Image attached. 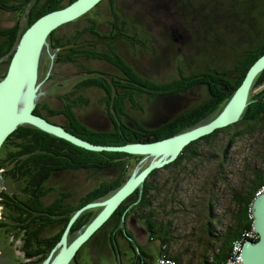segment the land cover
<instances>
[{
  "label": "rangeland",
  "instance_id": "obj_1",
  "mask_svg": "<svg viewBox=\"0 0 264 264\" xmlns=\"http://www.w3.org/2000/svg\"><path fill=\"white\" fill-rule=\"evenodd\" d=\"M18 1L21 0H14L11 4H16ZM66 4L67 2L64 3V5ZM108 6V1L104 0L86 15L57 29L55 38L61 39L63 44L66 45L65 43L67 40L77 36V31L87 28L90 22H96L99 32L104 33V24L110 20L109 15L106 13L108 12ZM115 10L118 15H121L119 16L121 19L124 18L127 21L129 26L127 33L131 35L140 34L141 40L147 45L146 51H141L138 47L133 49L126 46L127 44L125 45L126 49H124V45L120 44L121 47L120 45L117 46L118 49L116 52L122 56L125 63L136 74L155 84H164L177 78L178 67L182 68L187 74L205 69H214L220 72L232 71L237 65L238 60L246 52L257 48L260 43L262 44V42H264V0H156V2L152 0H117ZM150 10H153V12ZM147 11L149 13L145 14ZM155 11L158 13H154ZM22 13H19L21 15L17 16V14L13 12V14L10 15L12 21L5 22L6 24L4 23L2 27H7L11 24L13 25L16 21H20L23 18ZM170 27L173 30L169 29ZM170 31L174 32L173 36ZM83 39L84 38H81L76 44H83L84 42H81ZM93 49L97 50L99 53L103 51V48L99 45ZM68 50L69 49L66 51ZM49 64V54H47V50L44 47L40 55V69H43L41 73L39 69V77L41 75L39 78L40 81L44 79ZM88 71L110 72L109 74L117 73L116 70L107 68L104 62L100 61L78 59L75 63L64 65L56 63L55 59L50 71V77L49 79L46 78V83L42 85V91L44 92L49 86L54 84L57 78L66 79L77 74L88 73ZM95 76L98 75H81L77 78L59 83L67 89L63 93L61 87V91L54 92L52 90V87L56 89L58 84L50 87L46 91L45 96L52 97L40 98L37 105L39 114L43 113V115H46L45 112L42 111L44 107L50 111H63L70 105V102H68L69 98L74 103V105L70 106H72L77 119L89 130L111 131L112 124L110 122L116 121V118L112 115V109L110 110L109 105L107 106L109 102L106 99L105 93L102 92V89L99 87H74L73 89H75V91H71L72 87L76 84L77 87L82 81L96 78ZM100 79L108 82L105 77H100ZM98 81L100 82V80ZM260 89L261 87L257 88L253 93H257ZM63 94H66L67 99L65 96L62 97ZM207 97V89L198 87L176 96L171 95L151 101H148L146 95H140L136 98L137 107L130 106L128 102H125L124 108L128 117L138 120L145 128L153 129L165 121L170 120L175 115L191 110L204 102ZM108 114H110V116H108ZM49 115L50 118L46 116L47 119L54 124L67 125V121L62 115L58 113ZM121 120L127 126H132L128 118L122 117ZM233 130L234 129H231L230 131L218 134L210 145L207 143L202 144L201 142V148L206 155H210L208 156L207 162L211 163L200 166L199 169L195 170L197 171L196 173L195 171L193 172V176L186 175L183 177V183L179 185L178 191H182L181 196L183 199L189 201L192 199L188 203V215H172L168 217L172 219V225L176 227V234L178 237L175 244L171 246L170 251H182L187 248L190 253L189 255L192 256V253L194 254L192 258L188 256L185 257L188 260L191 258L190 262H192V264L201 263L199 255L204 253L205 247L207 248L208 246V242L207 246L204 244L205 239L203 243L198 242L200 236L204 237L202 224L209 220L208 217H205L206 205L209 202L207 200L212 196L218 199V204L214 207V212L216 214L219 215L224 213L226 216L225 218H227L230 213L229 210L231 209V205L226 196L227 190L223 186H219V191H212L213 193H207V189L205 188L204 194L198 193V187L201 186L203 180L208 179L209 176L212 178V174L217 171L216 160L214 157L211 158V156H218L220 154L222 147L227 144L226 134H232ZM16 142L17 140L7 142L2 149L1 157L5 158V153L8 151L7 148L14 149ZM263 145L264 129H257L251 136L245 135L233 144L230 149V154L234 153L232 155V164L234 168L230 169L233 174L228 176L230 185H236L237 181L235 175L237 170L239 171L241 165L247 158H250L253 154L260 151ZM15 152L17 153V151ZM150 161L151 160H148L143 164L144 167ZM128 162L130 163V168L132 167L134 169L139 163L132 159H129ZM184 167L187 170L190 169V165L188 164H185ZM3 170L4 169L0 172V192L7 193L11 197L19 198L22 195L19 190V188H22L21 183L16 180L14 176L5 175ZM64 173L65 174H63V172L58 173L55 177H51L49 183H47L49 187L47 188V193H50L51 187L56 188L60 193H63V195H69V198L65 201L66 205L76 206L101 183H110L115 180L122 173V170L121 168H113L101 172L82 170ZM172 173H174V171H172ZM169 175V171H161L155 176V179L164 183ZM196 177L200 178L199 181L195 180ZM263 191L264 185L257 191V195H260ZM57 193H55L54 196H57ZM18 198L17 200L21 201ZM134 201L135 196L132 195L123 205H130ZM185 203L187 202L185 201ZM99 211V208L89 209L80 216L88 212H94V214L97 215ZM18 212L19 211L16 210L15 205L12 203L6 204L5 207L2 206V204L0 205V223L5 225L0 229V264H36L35 262L37 260H26L23 254L22 235L21 229H19V226L23 223V217H21L22 215L18 214ZM158 213H160V211H158ZM160 217L162 218L164 216ZM164 219L166 220L167 218ZM116 221L117 219L108 221L106 225L97 231V233L80 248L75 258L77 259V264H88L89 261L91 264L100 263L103 253L97 251L95 241L99 237L101 240L103 234L109 231V229L111 230L113 226L117 224ZM222 222L226 223L224 220ZM62 226L63 223L59 222L56 225L47 227L42 233V237L46 239L56 236ZM198 228H200L201 232L198 231ZM218 229L219 228H217V230ZM251 230L254 231L253 228H251ZM70 238L71 237L68 235L69 242ZM140 238L143 246L149 244L146 236ZM252 238L258 240V236L255 232ZM102 242L106 243L107 241L102 240ZM150 243L153 244L154 248L157 246L160 247L157 241L155 244L154 242ZM240 244V242L234 243L233 252L239 251ZM58 250L59 248L54 255L57 254ZM92 250L94 251L93 255ZM89 256L93 260L89 259ZM167 264H174V261H172V263L171 261H167Z\"/></svg>",
  "mask_w": 264,
  "mask_h": 264
},
{
  "label": "trees",
  "instance_id": "obj_2",
  "mask_svg": "<svg viewBox=\"0 0 264 264\" xmlns=\"http://www.w3.org/2000/svg\"><path fill=\"white\" fill-rule=\"evenodd\" d=\"M3 1H0V10L9 8L10 12L12 10L16 11L15 6L9 5V0H5V3ZM73 1L75 0H45L41 6L32 7L29 13V23L34 22L49 12L63 8ZM65 2H67L66 5H64ZM54 37L55 33L53 32L49 39L50 49L52 50L63 44L59 38ZM77 39L78 35L67 40L65 44L76 43ZM7 50L9 49L7 48ZM80 54L79 49H71L60 53L56 62L62 64L75 63ZM263 54L264 42L260 43L257 48L246 52L238 60L237 65L232 71L220 72L214 69H205L187 74L182 68L178 67L177 78L164 84H155L141 78L118 56L114 55L112 58H106L105 56L97 57L96 54L88 53V58H100V60L108 62L125 74L123 78H120V84L118 86L114 85L115 87L100 78L87 79L77 86V88L99 87L106 90L105 95L109 102L107 106L109 105L112 109V115L116 118L114 128L108 132L89 130L77 119L72 106H70L74 105L72 103L63 111H50V114L58 113L62 115L68 122V126L64 128L67 132L94 145L122 146L131 143L161 141L182 133L200 123L207 122V119L212 114L220 111L240 85L247 70ZM88 74H92V72L88 71ZM198 87L207 89V99L191 110L177 115L160 127L153 129L145 128L138 120L128 117L125 113L124 103L128 102L130 106L137 107L136 98L140 95H146L148 101H151L166 96H176ZM259 87L261 89L254 94V90ZM34 113L39 114L38 106ZM122 117L128 118L132 126H127L121 120ZM231 129H234L233 133L226 134L227 144L222 147L220 154L218 156H211V158L214 157L216 160L217 171L212 174V178L209 176L198 187V193L203 194L206 189L207 193H213L212 191L215 190L219 191V186H223L227 190L226 196L231 205L228 217L225 218L224 213L218 215L214 212L218 199L212 196L207 200L209 202L206 205V209L203 208L206 211L205 217L209 219L202 224L204 237L200 236L198 238V242L200 243H203L205 239L204 244L206 246L208 242L204 253L199 255L201 258L200 264H227L230 257H233L234 243L240 242L242 245L245 241L243 239L244 233L250 232L252 228L251 203L257 191L264 185V145L260 151L244 161L239 171L237 170L235 175L236 185H230V181L228 180V176L233 174L230 169L234 168L232 164V155L234 153L230 154L233 144L245 135L251 136L257 129H264V71L255 78L248 105L237 124L217 130L213 134L191 143L181 152L175 162L165 166L161 170L152 172L144 184L135 191L134 203L130 207L123 204L120 205L110 220L117 219L120 223L124 214H132L138 221L144 224L148 237L159 242L161 253L158 256L160 258L164 257V260L174 261V264H192L190 260L194 254L192 253V256L189 255L190 253L187 248L182 251H170L171 246L175 244L178 237L176 227L172 225V219L168 217L172 215H188V203L192 199L190 201L183 199L181 196L182 191H178L179 185L183 183V177L186 175L193 176V172L199 169L200 166L211 163L207 162L210 155H206L201 148V142L202 144L207 143L210 145L218 134L230 131ZM15 140L17 142L14 149L8 147L5 158L1 157L2 149L6 143ZM19 157H23L21 163L14 165L20 159ZM142 158L141 156H131L123 153L86 151L29 126H20L14 131L0 149L1 170L6 168L7 163L13 164V167H18V170H23L25 174H29L32 170L36 173L42 169H46L45 174L41 175L42 181H46L50 174L54 172L82 170L101 172L113 168H121L122 170V173L115 180L110 183H101L95 190L85 196L77 206L55 203L46 207L40 199H36L35 203L33 202L31 208L28 209L27 215L22 214L23 223L19 226L22 235V251L26 260H37L35 263L41 264L59 242L65 226L73 213L88 203L110 197L131 175L134 168H130L129 159L139 162ZM185 164L190 165L189 170L185 169ZM161 171L170 172L169 177L164 183L155 179V176ZM10 175L15 176L13 173ZM37 177L40 178L39 176ZM199 179L198 177L195 178L197 181ZM68 198L69 195L64 194L58 200L66 201ZM5 199L4 192H1L0 205L2 204L4 207L6 206ZM59 209H61V222L63 226L56 236L44 239L42 233L47 227L52 226L56 220L48 219V217L39 218V216L43 211L51 213ZM95 216L94 212H88L80 216L71 227L69 233L71 237L70 241L75 239L78 232L83 231ZM160 216L164 217L161 218ZM164 218L167 219L165 220ZM223 220L226 223L222 222ZM4 226L0 223V229ZM217 228L219 229L217 230ZM198 229L201 232L200 228ZM253 241H257V239ZM109 246L116 247L113 239L109 240ZM186 256L191 258L188 260L185 258ZM71 264H77V259L73 260Z\"/></svg>",
  "mask_w": 264,
  "mask_h": 264
},
{
  "label": "water",
  "instance_id": "obj_3",
  "mask_svg": "<svg viewBox=\"0 0 264 264\" xmlns=\"http://www.w3.org/2000/svg\"><path fill=\"white\" fill-rule=\"evenodd\" d=\"M34 1L21 0L14 5L22 7L24 3V7L27 6L29 9ZM102 1L104 0H76L62 9L49 12L36 19L20 36L13 48L6 74L0 80V149L8 137L20 126H29L86 151L123 153L143 157L126 182L109 198L88 203L73 213L59 242L42 264H71L81 246L88 242L109 221L122 203L135 194V191L144 184L152 172L161 170L175 162L181 152L191 143L209 136L217 130L237 124L248 105L255 78L264 71L263 54L247 70L240 85L220 111L212 114L207 122L200 123L172 137L152 143H131L122 146H101L84 141L67 132L63 126L49 122L44 117L35 114L34 111L41 97H52L45 96L50 87L88 73L77 74L66 79L57 78L56 82L43 92L42 85L49 72L45 79L40 81V55L44 47L46 50L49 49L47 40L53 32L55 33L62 26L87 14ZM83 44L71 43L53 50H47L50 60L49 70L53 67L55 59L60 53L67 49H76ZM148 160L151 161L144 167L143 164ZM93 208H99V213L83 231L78 232L75 239L69 242L68 235L75 221L86 210ZM251 215L253 219L252 228L258 236V240L243 243L239 252V264H264V192L253 199ZM123 222L124 220H122ZM58 248L57 254L54 255ZM229 263L230 261L227 262V264Z\"/></svg>",
  "mask_w": 264,
  "mask_h": 264
},
{
  "label": "flooded vegetation",
  "instance_id": "obj_4",
  "mask_svg": "<svg viewBox=\"0 0 264 264\" xmlns=\"http://www.w3.org/2000/svg\"><path fill=\"white\" fill-rule=\"evenodd\" d=\"M0 1H3V0H0ZM12 1H14V0H9V5L15 6L16 11L12 10L10 12L9 8L8 9L6 8L4 10H0V80L6 74L8 65L10 63V60H11V57L13 54V48L15 47L16 43L18 42V40H19L20 36L23 34V32H25V30L33 23V22L29 23L30 22L29 21L30 10L32 9L33 6L34 7L39 6V5L41 6L45 0H35L32 3L31 8H29L30 10L28 9L27 6L24 7L25 1L23 3L22 7L20 5L11 4ZM107 1L109 3V6H108V12H106V13L109 15L110 20H108L104 24L105 32L104 33L99 32V30L97 29V23L96 22H90V25H88L87 28H84L83 30L77 31L76 35H78V39H77L76 43H78L81 38H84L81 42L86 43V44H83V46H80L77 48L81 52V54L78 56V59L95 60L97 62L98 61L104 62L105 66L107 68H111L112 70H116L117 73H113V74H109L110 72H104L103 73V72H95V71L92 72V74L98 75V76H95L96 78L106 77L108 80V83L111 86H114V85L118 86L120 84V78L121 77L123 78L125 74H123V72H120L114 66L110 65L108 62L100 60V58H96V59L88 58V53L96 54L97 57L105 56L106 58H112V56L115 55V56H118L119 58L123 59L122 56H120L119 53L116 52L118 49L117 46H119L120 44L124 45L123 46L124 49H126L125 45L127 44L126 46H129L130 48H133V49H136L138 47L139 49H141V51L142 50L146 51L147 45L144 41L141 40L140 34L131 35V34L127 33V29L129 27L127 21L124 18L121 19L119 17L121 15H118L116 10H115L117 0H107ZM133 1H135V0H133ZM152 1L156 2V0H152ZM3 2L5 3L6 1L4 0ZM153 10L152 11L150 10V11L153 12ZM13 12L16 13L17 16L18 15L20 16L21 14H19V13L23 12L22 13L23 19H21L18 22L16 21L13 25L11 24L7 27H2L5 22L12 21L10 15H12ZM147 13H149V12L147 11L145 14H147ZM154 13H158V12L155 11ZM92 26H93V28H92ZM169 29H172V28L170 27ZM170 32H172V36H173L174 32L173 31H170ZM102 38L104 40H101ZM49 39H50V37H49ZM49 39L47 40L48 48H50ZM90 42H93V43H90ZM62 45H64V44H62ZM97 45H99L103 48L102 53H99L97 50L93 49V48L97 47ZM120 47H121V45H120ZM7 48L9 50H7ZM47 50L49 51L50 49H47ZM56 60H57V58H56ZM60 64H62V63H60ZM64 65H66V64H64ZM51 69L52 68H50V70H49V67H48V71L45 73V77H46L47 73L49 72L48 77H46L47 79H49V77H50ZM42 71H43V69H40V73ZM40 77H41V75H40ZM45 77H44V79H45ZM47 79L44 80L43 85L46 83ZM76 85L73 86L72 89L74 87L77 88ZM60 87L62 88V93L67 90L66 88H64V86H61L60 84H58L56 86V89H53V87H52V90L54 92L55 91H61ZM72 89H71V91H75V89H73V90ZM105 91L106 90L102 89V92L105 93ZM63 96L66 97V94H63L62 97ZM66 99H67V97H66ZM68 102H70V104L71 103L74 104L73 101L69 98H68ZM42 111L45 112L46 115H43V113L38 114V115L44 117L49 122L53 123L52 121H50L46 117V116H48V118H50V115H49L50 110H48L47 108L44 107V109ZM108 116H110V114H108ZM176 116L177 115H175L174 117H176ZM173 118H171L170 120L165 121V122L167 123V122L171 121ZM110 123L112 124V129H113L114 128V121H111ZM164 124L165 123H162L158 127H160L161 125H164ZM58 125L63 126V128H65L68 126V122H67V125H65V124L64 125L58 124ZM108 131H110V130H108ZM108 131L107 130H101L98 132H108ZM19 158L20 159L16 163H14V165L15 164L19 165L21 163V159H23V157H19ZM3 172L5 173V175H10L12 173L15 174V176H14L15 179L21 183L22 188H19V190H20V194H22V195L19 198L13 197V196L11 197L7 193H4L6 196V199L4 200L5 203L6 204H8V203L14 204L16 210L19 211L18 214H21V215L26 214L27 215L28 209L31 208V206L33 205V202L36 199H40L42 204H44V206H46V207L51 206L52 204H55V203H58L59 205L61 203L63 205H66L65 201L58 200L63 195V193H60L56 188L51 187L50 193H47L48 192L47 188H49L47 186V183H49L51 177L53 178V176L55 177L58 173H62V172H54V173L50 174L49 178L46 181H42V178H41V175L45 174L46 169H42L36 173H34V171L32 170L29 174H25L23 172V170H18V167H13V164L7 163V166L3 170ZM63 174H65V173L63 172ZM37 176H39L40 178H38ZM39 180H40V183H39ZM41 182L43 183V185H41L42 184ZM55 193H57V196H54ZM17 198L20 199L21 201H18ZM133 203H131L130 205H127V206L130 207ZM40 217H43V218L48 217V219L56 220V222L53 224V225H56L59 222H61V219H62L61 218V209L53 211L51 213L43 211L42 214L39 216V218ZM122 220H124L123 223H122ZM116 223L117 224H115L111 230L109 229V231H106V233L103 234V238L101 240L99 237L95 241V245L97 246V251H100L101 253H103V256L101 257L99 264L105 263V258H110L114 264H157L156 261H157L158 255H160L159 253H161V251H160L161 249L159 246L154 248L153 244L150 243V242H154V244H155L156 241L152 240L148 237V232H147V229L144 226V224L141 221H138L132 214H126V215L124 214L122 219H121V222L119 223L117 220ZM142 236H146L148 238L149 242L148 241L147 242L149 244H147L145 246H143L141 244L142 241H141L140 237H142ZM111 239H113L115 241V244H116L115 248L108 245V242ZM102 240H106L107 242L104 243V242H102ZM93 252L94 251L92 250V255H93ZM123 260L127 261V262L123 263Z\"/></svg>",
  "mask_w": 264,
  "mask_h": 264
},
{
  "label": "bare ground",
  "instance_id": "obj_5",
  "mask_svg": "<svg viewBox=\"0 0 264 264\" xmlns=\"http://www.w3.org/2000/svg\"><path fill=\"white\" fill-rule=\"evenodd\" d=\"M76 1V0H75ZM75 1H73V2H75ZM73 2H71V3H73ZM103 2V1H102ZM70 3V4H71ZM69 5V4H68ZM64 8V7H63ZM62 9V8H61ZM59 10V9H58ZM86 15V14H85ZM84 16V15H83ZM82 17V16H81ZM74 22V21H73ZM69 24V23H68ZM256 195H257V193H256ZM123 204V203H122ZM121 204V205H122ZM111 218V217H110ZM253 223V222H252ZM89 225V224H88ZM87 225V226H88ZM86 226V227H87ZM85 227V228H86ZM255 231H250V232H248V233H244V236H243V239L245 240L244 242H246V241H251V242H253V238H252V235H253V233H254ZM256 233V232H255ZM257 235V234H256ZM242 242V241H241ZM82 247V246H81ZM240 248H241V244H240ZM240 248H239V251H240ZM229 261H230V263L229 264H236V263H234L233 262V257H231L230 259H229ZM171 263H172V261H171Z\"/></svg>",
  "mask_w": 264,
  "mask_h": 264
},
{
  "label": "built area",
  "instance_id": "obj_6",
  "mask_svg": "<svg viewBox=\"0 0 264 264\" xmlns=\"http://www.w3.org/2000/svg\"><path fill=\"white\" fill-rule=\"evenodd\" d=\"M253 239H255V238H253ZM239 252L240 251L233 252V262L236 263V264H239L240 263ZM157 264H167V260H164V257L163 258H159L157 260Z\"/></svg>",
  "mask_w": 264,
  "mask_h": 264
},
{
  "label": "crops",
  "instance_id": "obj_7",
  "mask_svg": "<svg viewBox=\"0 0 264 264\" xmlns=\"http://www.w3.org/2000/svg\"><path fill=\"white\" fill-rule=\"evenodd\" d=\"M89 259H91V260H93L92 258H90V256L88 257ZM101 260V259H100ZM127 261H124L123 260V263H126ZM88 264H90V261H89V263ZM103 264H114L112 261H111V259L110 258H105V263H103Z\"/></svg>",
  "mask_w": 264,
  "mask_h": 264
},
{
  "label": "clouds",
  "instance_id": "obj_8",
  "mask_svg": "<svg viewBox=\"0 0 264 264\" xmlns=\"http://www.w3.org/2000/svg\"><path fill=\"white\" fill-rule=\"evenodd\" d=\"M160 257L158 256L157 260L159 259ZM157 262V261H156Z\"/></svg>",
  "mask_w": 264,
  "mask_h": 264
}]
</instances>
